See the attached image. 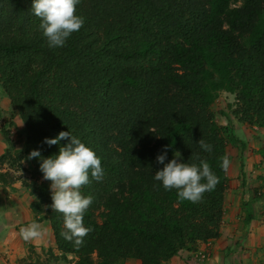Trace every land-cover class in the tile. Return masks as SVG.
Instances as JSON below:
<instances>
[{"label":"trees","instance_id":"obj_1","mask_svg":"<svg viewBox=\"0 0 264 264\" xmlns=\"http://www.w3.org/2000/svg\"><path fill=\"white\" fill-rule=\"evenodd\" d=\"M32 2L0 0V85L25 126L32 176L42 180L28 187L30 209L50 224L54 262L71 255L75 264H165L218 239L228 186L221 157L236 141L212 109L228 93L238 123L264 130V0H80L84 25L60 48L48 47ZM68 131L104 170L81 188L94 199L83 217L92 231L79 249L60 235L63 216L52 211L51 182L39 170L68 143L45 139ZM165 149V164L176 152L178 162L206 160L215 189L199 203L165 191L154 180ZM32 151L40 157L28 159Z\"/></svg>","mask_w":264,"mask_h":264},{"label":"clouds","instance_id":"obj_2","mask_svg":"<svg viewBox=\"0 0 264 264\" xmlns=\"http://www.w3.org/2000/svg\"><path fill=\"white\" fill-rule=\"evenodd\" d=\"M79 2L80 0H33L31 11L41 21L39 28L48 47H63L66 40L84 25V18L75 14ZM61 140H67L68 143L59 147L58 155L43 159L39 170L43 173V179L51 182L52 211L63 216L65 230L60 235L79 249L83 246L84 238L92 231L84 226L83 217L94 199L92 196L82 195L81 188L91 180L101 181L104 170L95 152L69 131L60 132L54 139H45L44 143L48 146L58 145ZM198 144L206 152L212 150V146L203 139ZM166 151L167 149L165 154L157 156V163L164 166L154 174V180L160 182L165 191L176 190L180 201L199 203L205 192L215 189L219 178L211 171L206 160L196 156L198 165L178 162L180 153L176 152L174 158L165 164ZM37 157H40V152L32 151L28 159ZM221 160V168L227 170L230 165L228 157L223 156ZM47 234L48 229L36 222L19 230L20 237L26 242L41 240Z\"/></svg>","mask_w":264,"mask_h":264},{"label":"rangeland","instance_id":"obj_3","mask_svg":"<svg viewBox=\"0 0 264 264\" xmlns=\"http://www.w3.org/2000/svg\"><path fill=\"white\" fill-rule=\"evenodd\" d=\"M234 109V96L225 92L220 93L212 109L217 124L225 127L227 134L236 141L227 146L230 165L227 169L228 186L224 208L228 206L241 208L240 214L242 213L243 219L247 209L252 210L251 218H254L257 210L264 223V188L259 189L261 181L258 180L259 176H264V159L260 155V151L264 150V130L239 124L232 114ZM241 127H244V131L240 129ZM26 139L25 126L11 107L10 100L0 85V148L2 151L0 161L3 160L2 163L0 162V181L8 184L9 189L12 187L15 193L18 191L28 193L31 206L36 197L30 195L28 187L33 183H41L42 180L32 176L30 163L23 155ZM3 188L4 186L0 185V189ZM5 194H8V190ZM42 253L45 254L42 262L50 261L49 264H75L77 262V258L71 255L67 256L68 263L62 260L54 262L55 258L60 257L55 244L45 251L42 250ZM93 259H96L95 255Z\"/></svg>","mask_w":264,"mask_h":264},{"label":"crops","instance_id":"obj_4","mask_svg":"<svg viewBox=\"0 0 264 264\" xmlns=\"http://www.w3.org/2000/svg\"><path fill=\"white\" fill-rule=\"evenodd\" d=\"M240 129L244 131V127ZM1 152L0 148V154ZM0 185L4 186L0 189V264L41 263L45 259L42 250L54 246L50 224L46 220H36L29 207L28 193L20 191L15 193L12 187L9 189L8 184L2 181ZM6 190L8 194H5ZM228 208L230 209L227 210ZM240 211L241 208L230 206L224 208L218 239L200 242L191 251L181 250L165 264H264L262 217L256 210L254 218L246 222V219L251 217L252 210L247 209L244 219ZM32 222L48 229V234L41 240L26 242L20 237L19 229ZM124 264H140V262L128 260Z\"/></svg>","mask_w":264,"mask_h":264}]
</instances>
